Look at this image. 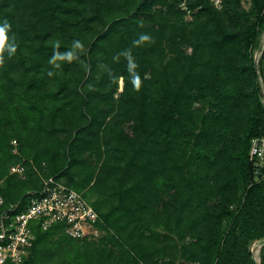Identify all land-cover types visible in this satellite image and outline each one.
Listing matches in <instances>:
<instances>
[{
  "label": "trees",
  "instance_id": "obj_1",
  "mask_svg": "<svg viewBox=\"0 0 264 264\" xmlns=\"http://www.w3.org/2000/svg\"><path fill=\"white\" fill-rule=\"evenodd\" d=\"M243 2L0 0V195L22 210L55 176L102 229L34 221L26 264H256L258 240L264 264V0Z\"/></svg>",
  "mask_w": 264,
  "mask_h": 264
},
{
  "label": "built area",
  "instance_id": "obj_2",
  "mask_svg": "<svg viewBox=\"0 0 264 264\" xmlns=\"http://www.w3.org/2000/svg\"><path fill=\"white\" fill-rule=\"evenodd\" d=\"M186 1L181 0L180 3L185 10ZM209 1L218 9L222 7V0ZM250 156L254 161L255 177L264 176V137L252 140ZM23 169L18 164L11 168V172L21 174ZM30 194L29 202L22 210L19 203L5 205L0 195V264H26L34 240V221L43 230L62 222L65 232L73 238H95L97 231L94 227H98L99 217L80 192L69 188L55 176H49L43 179L38 191Z\"/></svg>",
  "mask_w": 264,
  "mask_h": 264
},
{
  "label": "rangeland",
  "instance_id": "obj_3",
  "mask_svg": "<svg viewBox=\"0 0 264 264\" xmlns=\"http://www.w3.org/2000/svg\"><path fill=\"white\" fill-rule=\"evenodd\" d=\"M243 4H244V6L246 7V8H248L249 7V5H250V0H244V2H243ZM264 44V33H263V35L261 36V38H260V44ZM259 44V45H260ZM260 55H261V53H258V51H257V48H256V50H255V55H254V57H255V60L257 59V60H259V57H260ZM263 71H264V66H263ZM263 75H264V73H263ZM260 80V82L261 83H263V80H262V78L261 79H259ZM119 84H120V90H121V85H122V82L121 81H119ZM14 144H16V143H14ZM42 177V176H41ZM63 180V179H62ZM64 181V180H63ZM94 229L97 231V233H96V235H95V238H97L101 233H102V229H100L99 227H94ZM262 240H258V241H256V242H254V244L253 245H251V246H253V254H254V256L256 257V259L258 258L259 259V252H260V248H261V246H262Z\"/></svg>",
  "mask_w": 264,
  "mask_h": 264
},
{
  "label": "clouds",
  "instance_id": "obj_4",
  "mask_svg": "<svg viewBox=\"0 0 264 264\" xmlns=\"http://www.w3.org/2000/svg\"><path fill=\"white\" fill-rule=\"evenodd\" d=\"M9 27L10 26L7 24V22H5V24L2 27H0V52H2L4 49V45H5V41H6L5 33ZM148 39H149V37L146 35H142L140 37V40H148ZM14 51H15V46L14 45L9 46V53L11 54ZM69 58H71L70 55H69ZM0 62H2V59H0ZM134 83L136 84L137 87L139 86V78L138 77L134 80Z\"/></svg>",
  "mask_w": 264,
  "mask_h": 264
},
{
  "label": "water",
  "instance_id": "obj_5",
  "mask_svg": "<svg viewBox=\"0 0 264 264\" xmlns=\"http://www.w3.org/2000/svg\"><path fill=\"white\" fill-rule=\"evenodd\" d=\"M263 48H264V44L261 43L258 46V49H257L258 53H262ZM255 68L258 71V60L257 59L255 60ZM259 79H261V77H259ZM261 91H262V96H263V101H264V89H263V86L261 88ZM263 242H264V239H263ZM250 251H252V257H253L254 261L256 262V264H258V261H257L256 257L253 254V246H250Z\"/></svg>",
  "mask_w": 264,
  "mask_h": 264
}]
</instances>
